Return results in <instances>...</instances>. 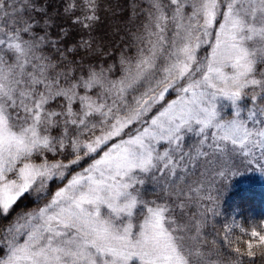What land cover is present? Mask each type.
Masks as SVG:
<instances>
[{
  "label": "snow or ice",
  "instance_id": "snow-or-ice-1",
  "mask_svg": "<svg viewBox=\"0 0 264 264\" xmlns=\"http://www.w3.org/2000/svg\"><path fill=\"white\" fill-rule=\"evenodd\" d=\"M264 0H0V264H264Z\"/></svg>",
  "mask_w": 264,
  "mask_h": 264
},
{
  "label": "trees",
  "instance_id": "trees-1",
  "mask_svg": "<svg viewBox=\"0 0 264 264\" xmlns=\"http://www.w3.org/2000/svg\"><path fill=\"white\" fill-rule=\"evenodd\" d=\"M222 204L226 213H230L235 206L240 205L245 211L259 215L264 212V183L252 181L241 183L240 180L231 178Z\"/></svg>",
  "mask_w": 264,
  "mask_h": 264
},
{
  "label": "rangeland",
  "instance_id": "rangeland-1",
  "mask_svg": "<svg viewBox=\"0 0 264 264\" xmlns=\"http://www.w3.org/2000/svg\"><path fill=\"white\" fill-rule=\"evenodd\" d=\"M232 179L234 180H240L241 183H247V182H256L259 184L264 183V175H261L257 171H246L242 172L240 175L233 176ZM130 264H138V261L135 260V258L130 262Z\"/></svg>",
  "mask_w": 264,
  "mask_h": 264
}]
</instances>
